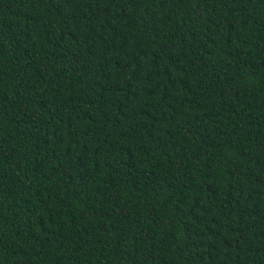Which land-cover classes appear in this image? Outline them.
Segmentation results:
<instances>
[{
	"label": "trees",
	"instance_id": "obj_1",
	"mask_svg": "<svg viewBox=\"0 0 264 264\" xmlns=\"http://www.w3.org/2000/svg\"><path fill=\"white\" fill-rule=\"evenodd\" d=\"M0 264H264V0H0Z\"/></svg>",
	"mask_w": 264,
	"mask_h": 264
}]
</instances>
